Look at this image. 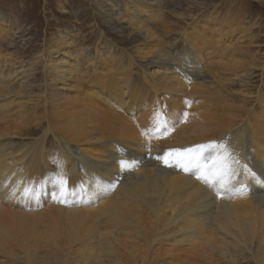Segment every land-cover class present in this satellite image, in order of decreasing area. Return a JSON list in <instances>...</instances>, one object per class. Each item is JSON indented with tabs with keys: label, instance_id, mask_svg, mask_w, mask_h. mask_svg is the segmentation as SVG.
<instances>
[{
	"label": "bare ground",
	"instance_id": "1",
	"mask_svg": "<svg viewBox=\"0 0 264 264\" xmlns=\"http://www.w3.org/2000/svg\"><path fill=\"white\" fill-rule=\"evenodd\" d=\"M151 5L147 2L144 5L132 3L127 10L128 13L129 10H140L153 17L156 11ZM132 27L141 31L145 29L143 38L157 39L144 21L137 20ZM2 28L0 25V30ZM141 31L138 30L140 33ZM196 34L193 36V44L198 41ZM139 45L138 56L129 57V61H126L128 66H118L113 59L101 62L98 72L110 76L112 69L123 71L121 75L116 74L117 80L112 76L106 80V75L90 77V74L81 73L78 67L80 59H75L85 55L84 49H73L68 36L60 35L52 44L51 57L46 60L44 66L46 92L38 94L30 91L34 85L29 83L30 79H33L30 77L33 76L35 62L30 68L23 67L20 71L16 69L18 66L14 67L6 75L0 68V83L4 86L0 90V180L6 179L10 181V186L21 189L17 191V202L25 185L30 188L27 197H33L34 203L46 201L43 199L44 195L47 199L53 197L56 184L61 178L66 179V183L85 186L76 193L65 185L60 194L62 198L66 200L70 197L75 202H84L78 208L59 207L58 214L53 217L68 221L71 232L68 234L69 239L75 243L99 238L98 246L94 249L90 247L93 253L86 258L88 262L104 256L114 264H169L188 252H196L194 258L197 263L203 261L205 264H241L240 257L250 254L257 264H264V189L257 186H260L261 182L264 184V131L254 130L260 128L257 119L252 116L245 119L242 117L248 110L244 109V104L236 107H217L215 110H219V115L216 117L211 113H202L201 121H205L202 122L205 123L202 131L199 130L201 124L195 126L191 122L189 129L179 125V120L191 121L195 117L196 104L188 98L189 96L182 94L195 92V87H188L185 80L174 71L175 68L169 71L171 68L166 66L167 63L156 67V73H160L156 70L162 69L165 74L158 84L159 90L163 88L162 92L164 89L175 92V89H178L175 93H180L172 95L166 101L170 104L167 109L173 111L174 115L166 114L160 103L161 94L154 90L153 84L148 81L141 82L143 90L134 88L139 79L147 77L145 69L136 63L137 60L148 61L150 55H160L159 51L156 54L153 50L145 53L144 42ZM199 45H202V42ZM14 58L15 55L12 54L9 61L16 65L12 60ZM197 58L200 64L206 60L205 54ZM135 64L137 66L136 71L132 73L135 77L132 86L129 85L128 79L122 76L130 72L126 69ZM85 77L88 78L87 82ZM232 77H236L234 73H231L230 78ZM21 78H24L22 85L18 90L14 89L13 86L19 83ZM170 83L173 85L170 86ZM204 106L202 104L197 108ZM95 111L97 115L103 112L106 119L112 118L113 124L107 126L108 123L92 118ZM90 112L93 114L90 115ZM230 113L234 115H229ZM114 122L117 125H114ZM44 124H47L48 128L41 133L42 136L33 137L34 132L39 130L37 128ZM234 125H240V133L230 131L226 140L219 143L226 146L227 153L224 147H217L218 152L214 155L212 147L198 149L203 155L206 154V158L212 155L214 157L209 162H199L202 164L206 181L213 187L212 191L202 181L183 172V168L175 164L163 166L166 169L162 173L163 167H160L153 157L149 161L147 159L139 169H128L136 176L143 175V180L137 178L135 181L121 183L113 193L100 201L97 192L91 195L89 201L82 198L83 193L92 194L93 188L106 184L101 178L112 180L118 174L121 161L117 160V146L120 148L122 145L135 151V154L129 153L125 158L130 160L131 164L139 166L138 162L146 158L143 155L140 157L139 154L147 155L142 146L152 149L156 156L155 153L164 155L168 151L165 148L167 146L190 144L189 148H195L197 145L210 143L217 128L223 130L219 133H224ZM143 126L155 134H161L153 138ZM210 127L214 128V131H210ZM242 128L253 130L247 132L242 131ZM49 136L64 149L63 155L52 152L53 150L44 152L45 154L42 152ZM12 138H17L18 141L24 138L29 140L20 142L17 146L9 140ZM73 146H76L77 151ZM76 152H79L78 155ZM55 155L60 161L63 160L64 169L57 174L49 172L50 168L48 171H42L38 159L46 164L53 160ZM75 159L81 161L83 171H79ZM161 163L164 164L163 161ZM198 165L191 164L188 170L193 172ZM253 170L257 171L258 177ZM240 175L242 177L237 181L236 178ZM20 181H23V185ZM245 183L253 187L242 195L229 190L242 187ZM3 185L4 183H0V260L11 254L7 248H15L14 245L19 248L23 246L22 249L26 247L25 237L21 242L19 237L23 235L16 236L15 219L20 218L23 224L32 225L34 228L40 224L39 219L48 215L46 212L40 214L32 211L29 205L26 210L20 206L23 212L8 208L17 207L13 202L15 198L4 193L7 190H3ZM221 191L225 192V196L218 198L216 195ZM51 240L58 247L54 256L71 255L72 247L64 252L59 246L58 238ZM128 243L131 245L129 248ZM30 244L37 247L36 242ZM125 248L126 251L132 252L128 259L123 255L128 256V252H124ZM35 256L36 251L25 253L29 264L33 263ZM48 259L51 261L54 257Z\"/></svg>",
	"mask_w": 264,
	"mask_h": 264
},
{
	"label": "rangeland",
	"instance_id": "2",
	"mask_svg": "<svg viewBox=\"0 0 264 264\" xmlns=\"http://www.w3.org/2000/svg\"><path fill=\"white\" fill-rule=\"evenodd\" d=\"M146 2L152 4L151 8L156 11L153 13V17H149L150 14L146 15L144 14L146 12H141L139 9V11L129 10L128 13L127 7L132 3L139 5L142 3L144 5ZM262 2L258 0H0V25L3 27L0 30V68L2 73L6 75L14 67L18 66L16 69L20 71L23 67L25 69L30 68V65L35 62L37 65L33 63L35 69H32L33 76L30 77H33V79L29 81L34 87L30 91L34 94L46 92L43 79V74L45 75L46 72L44 68L46 60L51 57L52 44L59 39L60 35H67L73 49H84L85 55L75 59H80V61L78 60L80 63L78 67L81 73L83 72L84 75L90 74V77L98 74L100 76L106 75V80L112 76L113 79L117 80L116 74L121 75L122 70L115 71V69H112L109 76L104 72H98L100 69L98 66L102 61L111 59L115 60L118 66L120 64L128 66L126 61H129V57L133 55L138 56L139 44L144 42L145 53L151 50L154 53H158V51L160 53L159 56L150 55L148 61L140 62L141 59H139L140 61L137 60L136 63L146 71V79H139L136 87L134 86L135 77L132 73L136 71L137 64L129 68L126 67L128 68L126 70L130 72H126V75L122 78L128 79L129 85L134 86L135 89L143 90L141 82L148 81L151 85L153 84L154 90L159 91L161 94L159 97L160 103L163 105L165 113H169V116L173 114V111L167 109L170 104L166 101L172 95H180V93L179 91L178 94L175 93L178 89H175V92L171 89H164L163 92V88L159 90L160 86L158 84L161 77H165V74L162 73L164 72L162 69L156 70L160 71V73H156V67H161L167 63L166 66L171 68L168 70L172 71V64H180L182 65L180 69L182 72L187 71V67L193 69L192 71L194 69L202 71L201 75L197 74V81L195 79L192 81L194 72L189 71L191 72L190 80L192 82L186 83L188 87L193 85L195 92L182 94L186 95L185 97L189 96L188 98L196 104L195 117L191 121L190 119H188L189 121L181 119L179 125L189 129L188 125L191 122L195 126L201 124L199 130L202 131L205 128V123H202L205 121H201L202 113H211L213 117H216L219 115V110H215L217 107L229 105L236 107L244 104V109L248 110L247 114L242 117L245 119L247 116H252L257 119L260 128L254 130L264 131V2ZM137 20L146 22L157 39L143 38V34H146L145 29L141 31L136 27H132L133 23H137ZM131 21L132 23H130ZM204 31L207 34H205L206 38L203 34ZM195 34L198 41L193 44ZM159 41L160 43H158ZM201 42L202 45H199ZM12 54L15 55L12 60L16 62V65L9 61ZM201 54H205L206 58L202 64L197 58ZM3 57L5 58L3 59ZM184 57H187L188 62L191 60L185 66L180 61ZM207 60L209 62H206ZM198 65L203 66L209 76H206L204 70L197 67ZM149 72L155 74L150 75ZM231 73H234L236 77L230 78ZM177 74L184 79L179 73ZM85 79L87 82L88 78L85 77ZM23 80L24 78H21L13 88L18 90ZM169 85L172 86L173 84L170 83ZM2 87L4 86L0 83V90ZM169 92L172 94L167 97ZM202 104L205 106L197 108ZM96 113L95 111L94 115L90 112V115L93 114L94 116L91 117L95 120L105 124L108 123L107 126L113 124L112 118L106 119L103 112H99L98 115ZM113 114L115 113L113 112ZM229 115L234 114L230 113ZM6 117L9 119L8 116ZM114 125L117 124L114 122ZM46 128H48L47 124L42 125L37 128L39 130L35 131L32 136L35 138L42 136ZM240 129V125H234L224 133H219L223 131L219 127L215 130L214 138L210 140L211 142L221 143L226 140L230 131L237 134L240 133ZM243 130L249 132L253 129L242 128ZM210 131H214V128L210 127ZM51 136H49L48 143L45 148L43 147L42 152L46 153L53 150L52 152L63 155L64 149ZM9 140L14 145L19 146L20 142L25 143L29 139L24 138L18 141L17 138H12ZM73 147L77 151L76 146ZM125 149L129 150L128 148ZM78 153L75 154L78 155ZM142 155L148 159L147 161L152 159L153 156L158 157L151 152H147V155L144 153L139 154L141 157ZM55 159H57L56 155L53 160L45 164L39 158L38 165L42 166V171H48L49 168V171L52 170L51 172L57 171L58 168L61 169V163L54 162ZM74 162L79 171H83L81 161L75 159ZM165 169V167L161 169L162 173L165 172ZM128 174L121 178V183L135 181L137 178L144 179L143 175L136 176L133 173L134 176H130V174L128 176ZM66 185L76 193L85 188V186H75L69 182ZM61 191V183L58 182L53 197L47 199L44 195L43 199H46V201L38 203H34V198L27 197L24 192L19 195L17 203L22 205L24 210L29 205L32 211L40 214L46 212L48 215L44 219H39L40 224L35 225L34 228L31 224V226L23 224L20 218L15 219L16 236L23 235L19 238L22 239H20L21 242L26 239V247L22 249L23 246L19 248L14 245L15 248H7V251H11V254L3 257L0 264H29L25 259V253L30 254V252L34 253L35 251L36 256L32 264H64L67 258L66 264H114L104 256L93 262H88L86 258H89L93 253L90 247L96 248L99 238L95 237L83 243H75L69 239L68 234L71 232H69L70 225L68 221L53 217V215L58 214L59 207H62L60 204H56L55 200H65L60 195ZM83 202L80 201L77 204L81 206ZM75 207L78 208V206ZM8 208L23 212L21 207ZM37 208L42 209L37 211ZM26 228L29 230H26ZM53 238H58L59 246L64 252L72 247L71 255L54 256V252L58 250V247L52 242L51 239ZM34 242L37 243V247L30 244ZM130 246V243H128L127 247ZM126 249L124 252H128ZM195 253L188 252L187 255L184 254L180 259L169 264H205L203 261L199 263L195 261ZM123 255L124 258L128 259L132 252L129 250L128 256ZM50 257H54V259L49 261L48 258ZM251 257L250 254L240 257L241 264H257ZM139 264H142V262ZM162 264H165V262H162Z\"/></svg>",
	"mask_w": 264,
	"mask_h": 264
},
{
	"label": "snow or ice",
	"instance_id": "3",
	"mask_svg": "<svg viewBox=\"0 0 264 264\" xmlns=\"http://www.w3.org/2000/svg\"><path fill=\"white\" fill-rule=\"evenodd\" d=\"M160 115V114H158ZM224 147L225 152L227 153V148L225 145L219 144V142H210L208 144H201L195 146V148H184V149H170L167 152L164 153L163 156L157 157L158 159L163 160L164 164L167 166H172L175 164L176 166H179L183 168L184 170H188L189 165L191 164H199L201 159H203V152L198 151V149H206L210 147ZM127 163V162H122ZM205 168H207V165H205ZM61 189L63 191L64 186L66 185V179L61 178ZM20 184L23 185V181H20ZM14 191H11L10 194L14 195L15 191H20L21 189L15 188L13 186ZM23 192L24 194H27L30 191V188L28 186H23Z\"/></svg>",
	"mask_w": 264,
	"mask_h": 264
}]
</instances>
